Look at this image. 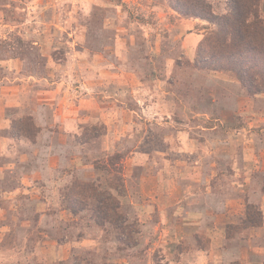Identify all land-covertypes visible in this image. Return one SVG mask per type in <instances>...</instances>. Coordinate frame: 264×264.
<instances>
[{
  "label": "rangeland",
  "instance_id": "374dc122",
  "mask_svg": "<svg viewBox=\"0 0 264 264\" xmlns=\"http://www.w3.org/2000/svg\"><path fill=\"white\" fill-rule=\"evenodd\" d=\"M255 8L0 0V264H264Z\"/></svg>",
  "mask_w": 264,
  "mask_h": 264
},
{
  "label": "trees",
  "instance_id": "16d2710c",
  "mask_svg": "<svg viewBox=\"0 0 264 264\" xmlns=\"http://www.w3.org/2000/svg\"><path fill=\"white\" fill-rule=\"evenodd\" d=\"M246 1L248 3L247 5ZM256 2L257 0H230L231 12L229 15L218 16L212 12L206 0H169L172 8L186 16L199 17L214 22L218 26V33L214 36V39L216 42L218 41L220 45L224 44V35L229 32V29L231 30L229 33H236V35H238V41L233 44V46L237 48L236 52L239 55L242 53V48L245 46L248 50H254L258 43L262 45L261 40L260 42L255 40L257 30L260 32L259 26L257 25L260 21L258 12L255 8ZM250 25L254 28L252 32L249 33L248 41L245 43L242 32L243 30H247ZM220 37H222V39H220ZM239 78L243 82L242 77L239 76ZM261 78L264 80L263 76ZM257 89H252V91L256 92Z\"/></svg>",
  "mask_w": 264,
  "mask_h": 264
}]
</instances>
